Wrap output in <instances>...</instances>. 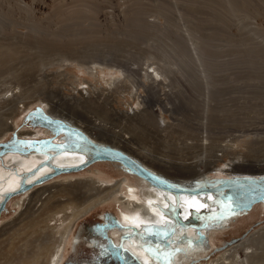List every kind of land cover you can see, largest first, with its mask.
<instances>
[{
  "label": "rangeland",
  "instance_id": "rangeland-1",
  "mask_svg": "<svg viewBox=\"0 0 264 264\" xmlns=\"http://www.w3.org/2000/svg\"><path fill=\"white\" fill-rule=\"evenodd\" d=\"M94 1L103 9L84 19L56 13L61 5H70L73 0H0L1 95L11 97V89L18 86L26 91L15 105L9 98L4 101L0 111L9 115L0 116V125L7 122L9 130L0 135V141L10 140L13 135V143L23 138L63 141L64 132L57 133L36 120L39 112L36 116L33 112L38 111L37 107L60 121L67 122L68 115L84 122L82 114L72 111L70 102L78 103L77 97L83 99L85 88L93 87L99 94L112 93L109 91L116 87L108 89L107 81L119 76L116 86L118 83L123 88L112 93L118 113L145 101V110L165 123L156 119L144 122L136 117L113 120L107 130L89 126L91 140L107 145L120 130L121 149L161 173L177 178L198 175L189 182L199 177L264 175V0ZM161 5L165 9L161 10ZM128 6H139L141 10L125 12ZM57 29L65 34L61 37L64 40L56 41L49 35ZM6 45H11L15 53L8 54ZM63 56L75 58L67 60ZM154 68L165 77V83L154 81ZM93 70L98 72L93 74ZM103 103L88 101L75 106L83 110L89 106L106 108ZM51 108L66 118L51 113ZM89 111L93 116L100 114L96 108ZM27 144L20 145L27 148ZM11 153L28 162L34 161L33 155L42 154L33 148L27 153L6 152L0 158V169L12 171L16 178V172L22 175L29 170L21 173V167L15 164L18 169L12 165L10 169L7 155ZM118 162L95 157L74 170L51 169L52 173L28 182L27 191L12 192L0 209V264H17L21 257L38 252L39 245L44 244L48 230H33L27 225L40 203L33 201L32 211L17 203L28 191L40 196L42 188L51 189L54 183L103 176L113 181L126 178L143 198L150 182L126 171ZM252 205L233 219L228 218L224 226L211 228L204 254L195 258L196 262L189 259L184 264L210 262L233 247L239 257L245 258L255 247L253 243L264 251V200ZM120 208L119 202L111 199L81 216L72 226L64 264L73 251L75 235L86 223L83 221H104L106 212L119 218ZM117 229L107 230L115 241L122 232ZM232 238L237 241L232 242ZM56 240L53 244V237L51 253L60 245V235ZM246 241L252 247L245 248ZM50 256H42L38 264H47Z\"/></svg>",
  "mask_w": 264,
  "mask_h": 264
},
{
  "label": "bare ground",
  "instance_id": "bare-ground-1",
  "mask_svg": "<svg viewBox=\"0 0 264 264\" xmlns=\"http://www.w3.org/2000/svg\"><path fill=\"white\" fill-rule=\"evenodd\" d=\"M159 7L162 10L164 6L161 5ZM101 9H103L101 3H98L94 0H73V2L70 5H61L56 13H64L66 15L73 14L74 16L75 15L81 16L85 19L87 16H89L88 14H94L97 12L100 13ZM124 10L125 12L127 10L128 11L134 10L135 12V10H141V8H139V6L136 7L128 6ZM49 35L52 36L53 38H56L57 39L56 41L65 39V38L64 39L61 38L65 34H62L60 31H58V29L52 31L51 34ZM4 50L10 55L15 53L14 48L11 45H6V48ZM5 51L4 53L7 54ZM0 57H2L1 54ZM6 57L4 56V58ZM63 57L67 60L75 58L73 56H63ZM76 58L83 59V57H76ZM2 61L3 60L1 59L0 62ZM97 72L98 71H96V73ZM153 72L156 73L157 76L154 81L163 83L165 77H163L159 69L154 68ZM96 73H94L93 70V74ZM147 73L153 75L151 71H147ZM126 78L129 79V76H127ZM119 80H120L119 76L118 77L116 76V78L112 77L107 81L108 89L111 90L113 87H116V89H112V91L109 92L114 93V90L119 91L121 88H123L121 84L118 83L116 86V82ZM124 81L125 80H122L121 83L123 84ZM165 82L166 81H164V83ZM96 91L97 90L94 91L93 87L91 89L85 88V90L82 92L83 99L80 100L77 97L78 103H75L73 101L70 102L73 107L72 111L76 112V114L77 112L82 114L81 119H83L84 122L83 121L80 122L79 119L75 118L76 116L73 117L67 115V120H68L67 122L80 128L82 132L87 136L91 134V130L89 129V126H94V127L103 126L104 129L107 130L106 128L110 127L108 125L109 122L111 121L114 122L115 120H119L122 118L124 119L130 117L143 118L144 122L145 121L155 122L156 119L161 124L165 123L163 119L162 122L160 119H157L156 115H154L153 112L149 111L148 109L145 110V107L143 105L145 101L143 102L139 101L138 107L132 106L131 108L127 109V111H121L120 113H118V111L115 109V107L112 104L114 101V95L112 93L107 95L105 91L99 94V92L97 93ZM76 92H78V90ZM25 95H26V91L22 90L20 86H18V89H15V87L11 89V97H9L8 95L2 96L0 90V110L6 98H9L12 101V103L15 105ZM73 98H75V96H73ZM99 100L104 102L103 105L106 106V108L89 106L83 110L82 106H78V107L75 106L79 103H80L79 105H81L88 101L98 102ZM75 107L77 110L75 109ZM92 108L98 109L100 111V114L98 115L94 114L95 116H93V113L91 114L90 111L88 112V110ZM49 110L51 111V113L57 116L61 115L62 117L66 118L65 115L61 114L60 112L58 113V111L54 110L53 108ZM37 112H39L40 115L37 114L38 116H36ZM41 112L42 111L38 109V111L33 112V114L36 116L37 118L36 120L38 122L46 123V121L43 120V115L41 114ZM2 115L6 116L9 115V113L7 112L3 113L2 111H0V116ZM58 121L59 120L57 118L54 119L55 124L59 123ZM62 126L63 125H60L59 129ZM112 126L114 127V123H112ZM8 127L9 125L7 122L4 123L3 126L0 125V135L7 132L9 130L7 129ZM70 131L71 134L75 135L76 133L74 132L75 129L74 131L73 130ZM24 133L31 134L29 132H24ZM120 133L121 131L117 130L116 131L117 135H113V139H111L112 143H109L107 145H110L113 148H118L120 146L119 145L120 142H118L119 141L118 138H120L118 136L120 135ZM76 135L80 138L79 134L76 133ZM91 137L93 138L92 135ZM22 141L24 140L18 141L17 143L8 144V146H5V148L24 149L25 147L20 145ZM24 142L32 145L35 144L32 143L33 141L31 140H27V141L25 140ZM76 142L77 141H72L71 143L65 144L64 146L69 147L74 145V143L76 144ZM41 145L44 144L42 143ZM101 145L102 144L94 142L90 138V143L88 144V147L89 149H91V151H94L96 146H101ZM105 145L106 144H103L102 146ZM32 147L33 148L35 147L34 149H38V150L40 149L38 145H34ZM26 149L27 148H25V150ZM6 152H11V150H7ZM6 152H4L0 156V158H2V156L5 155ZM45 153H42L41 155H36V154L33 155L34 161L31 162H28L26 158L17 155L15 153L13 154L11 153L7 155V161L9 163L10 169L12 166H14L16 170L19 167H21L20 168L21 173H23V171L29 170L25 174H22L24 175V182L27 184L25 186V190H23L24 192L30 189L29 187L30 185L28 184V182L40 178L41 175L46 174L48 171L50 172L51 169H54L56 172L70 171L77 169V168L69 167V168H63L62 170H58L53 167V164L62 165L64 167L72 166L74 164L80 163L86 158V154L84 152H80V150L63 149L60 150L59 152L55 151L54 155L47 156V158L46 155H44ZM114 161H118V160H114ZM118 163H120L126 171L128 170L129 172H131L120 161ZM12 164L17 165L18 168ZM10 165L12 166L10 167ZM145 166L148 167L147 165ZM153 167L149 166L148 168H150L151 170H153L155 173H157L162 177L166 176L165 178L170 179L171 182L184 186L209 184L211 182H216L217 180L213 178L199 177L195 179L193 182H189L188 180H190V178H195L198 175L193 174L190 176H185L184 178H177L171 175L161 173ZM16 174L19 176V178H16L17 176L14 177L12 171L9 170L6 171V168L3 171L0 169V199H3L5 192L9 190L16 191L20 187L22 175L20 174V172L19 174L18 172H16ZM137 175L142 177L144 181L148 183L149 181L148 179L144 178L139 174ZM27 176H30V178ZM231 176L240 177V176H248V175H231ZM262 176L264 175H261V177ZM102 177L98 176L96 177V179H92L91 177H86L85 179H82V181H80V179L77 180L75 179L74 181L70 180V181H62V182L54 183L52 185L53 188L51 189L42 188L41 191L43 192L42 195L40 196L36 192L28 191L27 194L25 193L26 195L24 194L25 196L22 202L20 201L21 199L18 200L17 202L18 205L25 207L27 211H32L33 201L36 200V203L37 201L38 203H40V207L37 210L32 211V220L27 222V225L29 229L34 230L36 227H39L40 229L48 230V233L44 234V236H46L44 240V244L41 243L39 245L38 252L27 254L21 257L20 260L17 262V264H38L39 259L42 256L49 254L51 256L48 259L46 258V261L48 260L46 262L47 264H62L63 259L66 256V252H67L66 243L70 239L73 224L81 216L88 213L97 204L111 199L115 200L116 202H119L121 206L120 215L122 222L121 224L120 221L118 220L119 223L114 224L111 227L120 226V228L122 227L121 228L122 232L126 233V235L130 234L128 239L125 240L124 245L122 243L120 244H122L124 248L132 249L133 252L130 249L129 250L134 255L135 254L137 255L135 256L141 261L142 264H184L187 261H189V259L190 261L196 262L197 259L195 258H198L200 255L204 254L205 247H209V242L205 244L202 241L197 242L195 239H193L198 236L197 234L198 230L204 233L209 241V234L211 228L224 226L227 223L228 218L232 217L233 219L235 215H238L239 213L243 212V211L238 212L230 209L227 204H225L224 202H222V200H220V196L218 192L211 190V188H208L204 192L198 194L187 193L183 191H180L183 193L177 194L173 190H167L149 181L150 182L149 187L147 188V190H145L146 191L144 194L145 198L143 197L144 198L143 199L140 196L139 189L135 186V184L132 185L130 183H127L126 178L113 181L111 180L112 177L109 179H107L106 177L104 178ZM252 177L260 178L258 176L257 177L252 176ZM175 216L177 217V219L175 218ZM51 220H53V222H51ZM111 227L107 228V230L110 229ZM87 228H88L87 223H83L78 233L75 235V239L72 243L73 251L68 259L70 263L71 262L79 263L75 257H78L77 254L78 253L80 254V251L82 250V246H81L82 235L85 236L83 238L85 239L84 242L87 243V245L90 247V250L92 249L93 252L96 250L97 245L99 246V241H97V239L99 240V236L97 237L92 236L91 239L88 238L86 236ZM41 232L43 233V231ZM57 235H60L61 241L59 242L61 243L60 245L59 244L57 245L54 253L53 252L51 253L52 251L51 249H53L54 246V245L52 246V240L53 237H55V241H53V244L56 243ZM165 240L168 241V244H165ZM145 241H149L150 244ZM234 241H237V239L232 240V242ZM247 241L244 242L243 244L246 246L245 248L252 247V245L247 244ZM253 245L255 247L252 248V251L250 253H246L245 258L239 257L236 248L233 247L231 249H227L223 251L217 257L211 259L210 262L206 263L202 261L196 264H264V251L259 249L260 246H258L257 244L253 243ZM101 247L102 246L100 245L98 248ZM148 248H151L152 251L149 252L147 250ZM74 253H76V256L73 255ZM85 262L89 263L87 260H83V264H86Z\"/></svg>",
  "mask_w": 264,
  "mask_h": 264
},
{
  "label": "water",
  "instance_id": "water-1",
  "mask_svg": "<svg viewBox=\"0 0 264 264\" xmlns=\"http://www.w3.org/2000/svg\"><path fill=\"white\" fill-rule=\"evenodd\" d=\"M40 109L39 107H37ZM36 108V109H37ZM41 110V109H40ZM42 111V110H41ZM33 110L31 111V113ZM43 115V120L46 121L45 124L50 126L54 131H62L64 132V141H57L52 139H41L38 141L34 140L32 143H38L44 144L39 145L41 148L35 149L38 152L45 153L46 158L47 156L54 155L55 151H60L63 149L68 150H80V152H84L86 154V158L81 161L80 163L74 164L72 166H62L53 164V167L58 170H62L63 168H77L78 166L88 162L89 160L95 158V157H103L108 158L112 160H118L123 165H125L131 172H135L136 174H139L143 176L144 178L148 179L150 182L157 186H161L162 188H165L167 190H173L177 194L187 192V193H193L198 194L201 192H204L206 189L211 188V190L218 192L220 196V200L228 205V207L235 211H245L250 206L256 202V201H262L264 200V176L260 178H254L250 176H240V177H234V176H226V177H218L216 182H211L209 184H202V185H196V186H184L180 184H175L174 182H171L170 179L162 177L155 173L150 168L146 167L141 161L136 159L134 156L126 152L125 150L121 148H113L110 145L105 146H96L94 151H91L89 149L88 144L90 143V137L85 135L82 130L75 125H72L64 120L60 121L59 123H54V117L46 114L44 111L41 112ZM63 125L60 129L59 126ZM67 127V128H66ZM75 129V131H74ZM73 130L77 134H79L80 138L76 135L71 134V131ZM82 133V134H80ZM63 137V136H62ZM13 140L16 139L15 135H13ZM10 139V140H12ZM24 141L26 140L23 138ZM6 140V141H0V156L6 152L7 150L11 151H19V152H27L29 149L33 148L32 144H27L26 142L22 141V145L24 144L29 145L27 149L25 150L22 148L19 149H10L5 148V146H8V144H12L13 140ZM72 141H77L76 144L65 147V144H69ZM43 147V148H42ZM34 149V148H33ZM50 149V151H49ZM46 161V160H44ZM51 164V165H52ZM54 170V169H53ZM56 172V171H55ZM52 173L47 172L44 175H41L40 177H44L47 174ZM27 184L24 182V175H22V180L20 182V187L16 191H21L25 189V186ZM183 191V192H180ZM15 191L9 190L5 192L3 199L0 201V209L3 206L4 201L6 198ZM104 221L100 220H88L83 221L86 222L88 225V228L86 230L87 237L92 238V236H99V246L101 245V248H98L97 245L96 250L93 252V250H90V247L87 245V243L84 242L85 239H83L85 236L82 235L81 238V246L82 250L80 251V254L78 253V257H75L79 263L77 264H83V260H87L88 264H142L141 261L128 249L124 248L122 244L115 243L110 236L107 233V228L111 227L114 224L119 223L118 220L112 216L110 213L106 212L104 213ZM177 219V217L175 216ZM198 236L195 239L197 242L202 241L203 243L207 244L208 239L207 236L198 230L197 232ZM101 239V242H100ZM236 238H232V240H235ZM87 241V240H86ZM165 244H168V241L165 240ZM75 251V250H74ZM76 256V253L73 254ZM65 264H70L68 261Z\"/></svg>",
  "mask_w": 264,
  "mask_h": 264
},
{
  "label": "flooded vegetation",
  "instance_id": "flooded-vegetation-1",
  "mask_svg": "<svg viewBox=\"0 0 264 264\" xmlns=\"http://www.w3.org/2000/svg\"><path fill=\"white\" fill-rule=\"evenodd\" d=\"M112 216H114L113 214H111ZM115 217V216H114ZM116 218V217H115ZM117 220H119L120 221V223L122 224V222H121V215H120V217L119 218H116ZM102 221V220H101ZM117 227L118 226H116V229H117ZM122 228V227H121ZM121 228H120V226L118 227V229L117 230H121ZM122 231V230H121ZM134 234V233H133ZM129 235L130 234H127L126 235V233H124V232H120V236H119V240L118 241H115V243H117V244H120V243H122L123 245H124V242H125V240L126 239H128V237H129ZM145 235V234H144ZM143 236V235H142ZM145 242H147V243H149L150 244V242L149 241H145ZM152 244V243H151ZM125 246H126V244H125ZM130 249V248H129ZM132 252H133V250L132 249H130ZM136 255V254H135ZM137 256V255H136ZM65 262V261H64ZM64 262H63V264H64ZM86 264H88L87 262H85Z\"/></svg>",
  "mask_w": 264,
  "mask_h": 264
},
{
  "label": "snow or ice",
  "instance_id": "snow-or-ice-1",
  "mask_svg": "<svg viewBox=\"0 0 264 264\" xmlns=\"http://www.w3.org/2000/svg\"><path fill=\"white\" fill-rule=\"evenodd\" d=\"M147 250H148L149 252H151V251H152V249H151V248H148Z\"/></svg>",
  "mask_w": 264,
  "mask_h": 264
}]
</instances>
